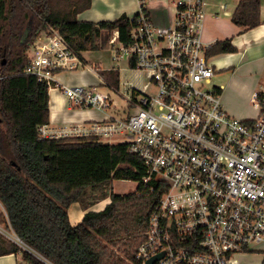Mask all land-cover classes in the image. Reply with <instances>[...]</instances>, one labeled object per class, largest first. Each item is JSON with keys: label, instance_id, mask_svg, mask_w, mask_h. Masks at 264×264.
I'll use <instances>...</instances> for the list:
<instances>
[{"label": "built area", "instance_id": "obj_1", "mask_svg": "<svg viewBox=\"0 0 264 264\" xmlns=\"http://www.w3.org/2000/svg\"><path fill=\"white\" fill-rule=\"evenodd\" d=\"M163 1L172 5L173 18L159 27L148 5ZM137 2L127 43L116 30L109 44L113 61L127 60L132 70L147 72L154 92L131 88L135 112L126 117L108 115L87 128L44 126L40 134L122 139L144 162V183L164 185L138 248L141 264L160 255L155 264H244L243 258L258 255L264 264V92L254 95L255 120L242 121L225 110L213 85L211 46L203 41L206 0ZM80 69L96 74L100 87L59 89L76 106L110 108L111 96L99 91L110 84L54 27L31 45L25 71L51 88L57 72ZM0 234L26 249L11 230L0 226Z\"/></svg>", "mask_w": 264, "mask_h": 264}, {"label": "trees", "instance_id": "obj_2", "mask_svg": "<svg viewBox=\"0 0 264 264\" xmlns=\"http://www.w3.org/2000/svg\"><path fill=\"white\" fill-rule=\"evenodd\" d=\"M92 0H0V226L11 230L26 249L0 234V257L20 256L22 264H141L137 258L149 221L165 191L144 183V162L127 144H105L95 137L43 138L49 125L47 83L26 73L28 52L49 27L59 30L78 52L97 50L103 32L119 30L127 43L133 28L123 15L114 22H85L79 16ZM260 0H241L232 22L244 31L260 26ZM230 41L211 47V56L233 53ZM113 87L116 70L106 73ZM116 90V89H114ZM115 181L138 184L136 192L116 195ZM88 191L100 192L86 203ZM99 212L90 211L104 200ZM86 212L73 226L69 209Z\"/></svg>", "mask_w": 264, "mask_h": 264}, {"label": "crops", "instance_id": "obj_3", "mask_svg": "<svg viewBox=\"0 0 264 264\" xmlns=\"http://www.w3.org/2000/svg\"><path fill=\"white\" fill-rule=\"evenodd\" d=\"M116 1L119 0H92L91 8L78 18L80 21L99 23L114 22L123 15L129 18L137 15L136 6L119 5ZM240 1L206 0L208 6L203 41L211 47L219 42L230 41L232 43L235 48L233 53H223L215 56H211L209 53L210 63L216 70L214 78L217 75H222V73L226 74V77L220 80L219 86L218 84L213 85L220 91L223 105L229 115L242 121H252L259 114L254 95L264 92V0H260V26L247 31L237 27L232 22V16ZM154 3L155 5H148L154 24L159 27L169 25L172 22L170 14L168 13L167 17H163L161 2ZM222 6H225V9H222ZM104 33L107 32H103L102 36ZM98 41L99 39L95 42V45L99 48ZM90 53H92L91 50L79 54L85 64L92 67L103 78V75L99 72L100 67H94L90 64V58L86 57ZM112 70L114 68L104 71V73ZM116 70L119 72V69L116 68L114 71ZM54 81V86L49 89V125L47 127L52 129L64 127L87 128L93 123L105 120L108 116V114L96 108L74 105L59 89L62 85L99 88L100 83L96 74L87 70L60 71L55 74ZM73 206L75 209L71 213L70 209ZM70 209V222L73 226H76L82 221L86 212L81 210L79 204H73ZM102 210H96L93 207L90 211L99 212ZM1 215H6V211L0 202ZM20 260V256L7 255L0 257V264H19Z\"/></svg>", "mask_w": 264, "mask_h": 264}, {"label": "rangeland", "instance_id": "obj_4", "mask_svg": "<svg viewBox=\"0 0 264 264\" xmlns=\"http://www.w3.org/2000/svg\"><path fill=\"white\" fill-rule=\"evenodd\" d=\"M119 5H126L129 7H134L136 6L135 10L136 12H139V4L137 0H119L116 1ZM155 3H149V5H152ZM162 6V16L167 17L166 15L169 13L171 16V19L173 18V7L170 3L167 2H161ZM110 33H104V35L99 39L98 43L100 47L92 51L89 55H86V57H89L90 59V64H92L94 67L98 66L100 67L99 72L103 75V78L106 79V73L104 71H107L112 68H117L119 69V74H120V84L118 87H113L112 85L111 88L109 87H101L99 91L104 94V95H109L111 96V102L112 105L110 108H107L103 112L110 116H120V117H126L128 114L135 112L134 107L130 108V100L132 97V91L130 90L131 88H135L140 91H145L148 94H151L154 92V88L150 86L149 83V78L147 72H138L136 70H132L130 68V64L127 60H122V61H113L114 56H116L115 50L111 48V45L109 44L110 38H111ZM79 71V70H78ZM81 71V69H80ZM226 74L222 73V75H217L213 79V84H220V80L222 78H225ZM108 81V80H107ZM110 84V82L108 81ZM99 85V83H97ZM116 89V90H114ZM122 139H114L111 138L109 140H104L103 142L105 144H111V145H117L120 144ZM138 187L137 183L134 182H128V181H115L112 187L113 192L116 195H128L136 192ZM100 192H95L91 193L88 191V200H85L86 203L89 202H95L99 201L101 198ZM110 203V200H104L100 203H98L95 206L96 210H101L104 209L106 205ZM74 206L70 209V212H74ZM82 210V209H81ZM91 210V209H90ZM3 229H7L5 226H1ZM261 250L264 251V245L261 247ZM263 259V255L259 256H249L245 257L242 259L244 264H259L261 260Z\"/></svg>", "mask_w": 264, "mask_h": 264}, {"label": "water", "instance_id": "obj_5", "mask_svg": "<svg viewBox=\"0 0 264 264\" xmlns=\"http://www.w3.org/2000/svg\"><path fill=\"white\" fill-rule=\"evenodd\" d=\"M162 257V255L160 256H156L154 258H152L151 260H149L146 264H155L158 260H160Z\"/></svg>", "mask_w": 264, "mask_h": 264}]
</instances>
